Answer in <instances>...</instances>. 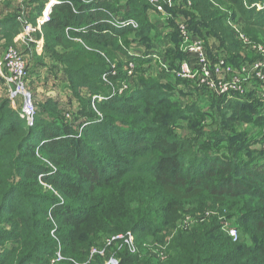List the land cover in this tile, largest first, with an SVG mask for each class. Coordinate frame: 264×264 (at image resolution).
Wrapping results in <instances>:
<instances>
[{
  "label": "trees",
  "instance_id": "1",
  "mask_svg": "<svg viewBox=\"0 0 264 264\" xmlns=\"http://www.w3.org/2000/svg\"><path fill=\"white\" fill-rule=\"evenodd\" d=\"M37 1L40 13L45 0ZM119 1L60 0L42 25L44 52L60 64L71 93L101 96L93 100L96 110L90 99L82 102L77 114L84 120L65 119L59 101L48 98L28 124L10 99L0 97V264H83L93 248L105 251L111 247L107 239L128 231L135 235L137 251L123 249L120 264H264V154L222 156L179 137L173 127L199 109L179 106L172 86L157 78L138 76L136 86L118 91L125 71L109 73L107 59L128 35L143 38L154 25L147 0ZM180 1L175 15L184 14L189 28L203 38L214 36L220 49L212 54L206 48L209 56L222 55L234 67L243 62L236 46L241 41L231 26L228 32L233 17L219 12L220 2L264 34V7H251L264 0H189L190 7L188 0ZM109 13L118 20L134 19L138 27L118 28L108 22ZM19 31L16 17L0 22L6 45ZM177 44L171 67L185 56ZM122 53L135 66L152 62L149 52ZM105 73L109 82L102 78ZM211 94L203 98L225 121L252 118L264 126V103L255 93ZM227 128L212 137L230 150ZM248 141L237 142L234 150L247 149ZM186 206L218 208L254 244L233 241L212 217L177 232L171 241L175 252L166 261L149 260L142 244L162 241ZM57 254L62 259L52 263ZM94 256V264L102 263Z\"/></svg>",
  "mask_w": 264,
  "mask_h": 264
},
{
  "label": "rangeland",
  "instance_id": "2",
  "mask_svg": "<svg viewBox=\"0 0 264 264\" xmlns=\"http://www.w3.org/2000/svg\"><path fill=\"white\" fill-rule=\"evenodd\" d=\"M3 2L10 4V0H4ZM175 2L180 3L181 1L176 0ZM118 3H120L119 0ZM182 5L183 4H181V6ZM219 8V12H223L224 14L226 13L228 15L231 14L233 17V19L229 18V20L227 21L228 32H230L229 30L231 28L229 26H231L235 31L238 30L239 34L242 33L243 38L245 37V43L242 42V40L238 37V39L242 43L240 42L239 44H236L237 48L240 47L239 50L243 56L239 60H241V62L243 61L242 64L246 63L249 60L254 61L257 56L256 54H254V51L251 49L250 44L248 43H260L263 40V42L261 43L264 44V34L261 30H258L255 27H247L240 18V14L234 13V9L228 3L221 4L220 2ZM190 10L186 14L191 13ZM151 11H146L147 16L150 19H154V21L158 23L156 24L157 28L155 27V24L149 26L143 38L135 37L133 34L128 35L126 37L127 39L124 41L125 45H121L122 49L119 52L113 54L111 61L107 59L112 71H125V78L122 80V82L117 83V85L119 84L118 90H125L136 86L137 80L139 78L138 76H150L157 78L162 84L166 85L165 83H167L168 85L170 84L172 86L173 94L176 100H178L177 102L179 103V106L184 108V106L188 104H196L197 108L199 109L194 113H190L188 119L179 120L177 122V125L173 127L179 137L190 141V143L195 148L199 147L206 151H208L209 149V153H218L222 156H230L234 158H250L263 155L264 126H260V124H258V121H254L252 118L234 122L225 121L222 118V116L224 115H219L218 107H215V110H211L209 102L205 101V99L203 98L204 96H212V91L201 89V87L193 83L187 85L184 82H178L176 79L180 78L175 77L171 73L170 69H172L176 65L175 63L174 66L171 67L168 62L171 60L172 55H174L173 53L175 47L172 46L176 45V43L179 44L180 42V38L178 34H176L175 24L177 23V20H187L188 18L184 14V16H176V10L172 9L171 13L173 19L168 18L164 19L166 21L160 22V20H158V17L155 16L156 13L154 11ZM171 20L172 22H170ZM189 30L192 32V35L194 37L201 38L206 48L208 49L207 38H203L202 36L198 35L199 32L192 31L191 28H189ZM255 34L257 35L256 38L254 37ZM258 40L261 41L258 42ZM169 44L171 45L169 46ZM6 46V41H4L3 43L0 42V53ZM124 49H126L128 54L132 52V54L129 55H136V57H138L139 55L144 56L147 52H149L147 56L149 58H152V62L150 64L143 63L140 66H135L134 68H132L131 75H128L126 74V71L128 70L126 65L127 59L122 53ZM24 55L27 57V90H29L33 95L34 102L36 104V110H39L40 106H42L48 98L56 99L59 101V106L61 107V109L64 110V118L68 119L69 121L75 122L76 124L80 122V120H84L80 115L77 114V110L82 106V102L90 99L91 108L93 110H96V107L93 103L94 96H89L85 92V90H81L78 93V96H76L77 94L73 95L66 84L67 81H65L64 76H57L58 73L53 70V63H50L51 65H49V67H47L48 65L45 64L44 66L41 65L42 67L40 66L41 68L37 69L35 55L28 56L26 55V53ZM185 57L186 56H184L183 58ZM50 58L52 62H57L54 57ZM111 85L112 84H110V86ZM254 85V83L253 85L251 84V86L249 85V88H246V91L242 96L244 97L250 95L251 93H255V96H257L258 99L262 103H264V82L256 83V87ZM7 90H9V93H11L10 85L7 86ZM13 99L17 104L20 103L16 98ZM16 109H19V107H17ZM223 126H228L227 132L231 131V136L229 137L228 141L229 146H231L230 150L227 149L225 143L218 142L212 137V134H221L220 128ZM247 141L249 143V145L246 147L247 149L240 151L234 150L237 142L247 143ZM221 213L222 212L218 211V208L199 211L193 206H186L184 210L180 212L175 222V226L167 230L162 241L151 240L150 242L142 244V254L146 255L149 260L155 263L166 261L175 252L171 245V241L177 232L188 230L199 222L212 217L216 218L218 224L222 226L221 230L227 231L229 228H235L238 233L237 242H242L248 246L254 244V241L251 240L250 236L240 230L235 220L228 218L227 214ZM132 240L136 246L137 242L134 234H132ZM109 246L111 247H108V249L105 251L103 249L93 248V252H90L88 261L83 264H94L97 261V257L94 256V254H98L99 257L103 258L102 263L98 264H109L108 262L111 260V258L115 259V261H117V264H120V256L125 253L123 249H127L129 251L128 246L125 244L126 247H124L123 243H120L119 241H116L115 245ZM53 260L58 262L57 257Z\"/></svg>",
  "mask_w": 264,
  "mask_h": 264
},
{
  "label": "built area",
  "instance_id": "3",
  "mask_svg": "<svg viewBox=\"0 0 264 264\" xmlns=\"http://www.w3.org/2000/svg\"><path fill=\"white\" fill-rule=\"evenodd\" d=\"M176 0H147L152 11L163 19H173L172 9L176 8L179 3ZM60 0H46L41 12V15L36 19V24L25 23L23 26V32L19 34L25 40L30 38V34L39 28L41 24L49 19L51 6L55 3H59ZM187 6H191V2L187 1ZM257 9L264 7L263 3L252 4ZM110 14V13H109ZM108 22L116 27L131 26L133 28L138 27V23L134 19L118 20L115 16L110 14ZM180 42L178 50L182 52L186 57L177 61L176 65L170 69L171 73L180 79L190 81L191 83L215 92L218 95H224L228 98L238 94L242 96L246 88L249 85L264 82V44L262 43H248L251 49L254 51L258 59H255L251 63L241 64L238 67H234L226 62V59L222 55H215L213 58L209 56L204 42L201 38L194 37L192 32L188 28L186 20H177L175 24ZM239 38L245 43V37L242 33H238ZM129 54H132L129 53ZM4 67L7 71L6 81L11 86V98H20L21 104L19 107V115L25 119L28 124L32 123L36 112V106L33 95L27 90V61L24 55L13 45H9L3 56ZM128 70L126 74L131 75L132 68L135 67L133 61L126 63ZM167 68V67H166ZM115 74V71L109 72ZM104 81H108L107 74L102 76ZM109 82V81H108ZM111 84V83H109ZM122 92V90H118ZM101 98V96H94ZM228 235L233 241L238 239V233L235 228H229L227 230ZM122 240L123 244L128 246V249L134 253L137 248L132 240L131 232L125 234H117L111 236L106 240L105 245L108 246L113 241ZM93 252V249L91 250ZM62 256L57 254V260H61ZM55 260H53L54 262ZM109 264H117L115 259L111 258Z\"/></svg>",
  "mask_w": 264,
  "mask_h": 264
},
{
  "label": "crops",
  "instance_id": "4",
  "mask_svg": "<svg viewBox=\"0 0 264 264\" xmlns=\"http://www.w3.org/2000/svg\"><path fill=\"white\" fill-rule=\"evenodd\" d=\"M3 1L4 0H0V22L4 19L8 18V17H16L17 21L19 22V26H20L19 33L13 38V42L10 45L15 46L23 55L25 53L28 56L29 55L30 56L35 55V58H36L35 61H36L37 69L41 68L42 67L41 65L44 66L45 64H47L48 65L47 67H49V65H51L50 63H53L54 64L53 70L56 73H58L57 76H64V73L62 71L60 64H58L57 62H52V60H50L51 59L50 54L44 52V38H43V32H42V25L45 22L43 24H41L39 28H36L29 35L30 38L28 40H25L22 36L19 35L23 32V26L26 22L30 23L32 25L36 24V19L41 15V12H42V10L40 13H38V11H37L38 10V1L37 0H10V4H7ZM155 16L158 17V20H160V22L166 21L163 18L159 17L157 14H155ZM150 20H152L154 22L155 27L157 28L156 24H158V23L155 22L154 19H150ZM192 31H194V30H192ZM4 41H5V39L2 37V35L0 33V42L3 43ZM170 45L171 44H169V46ZM207 45H208L207 47L209 49V52H211L212 54L219 53L220 48L218 45V41H216L214 36H212V35L207 36ZM7 46H9V45H7ZM7 46L0 53V57H1L0 97L1 98L6 97L12 101L11 93H9V90H7V86L9 84L6 82L7 71H6V69L4 67V63H3V56H4V53H5ZM136 53H140V52H136ZM24 57L27 61V57L25 55H24ZM49 69H51V68H49ZM65 81H66V78H65ZM66 84H67V82H66ZM17 100H19V102H20L19 104H17L14 101V99L12 101L14 108L20 107L21 100H20V98H17ZM205 101H207V99Z\"/></svg>",
  "mask_w": 264,
  "mask_h": 264
}]
</instances>
